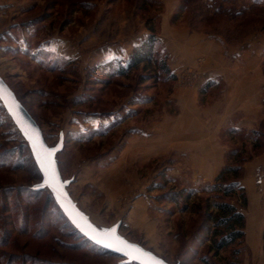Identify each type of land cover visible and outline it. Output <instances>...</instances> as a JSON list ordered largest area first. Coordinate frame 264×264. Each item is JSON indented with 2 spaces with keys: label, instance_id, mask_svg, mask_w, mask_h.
Instances as JSON below:
<instances>
[{
  "label": "rangeland",
  "instance_id": "rangeland-1",
  "mask_svg": "<svg viewBox=\"0 0 264 264\" xmlns=\"http://www.w3.org/2000/svg\"><path fill=\"white\" fill-rule=\"evenodd\" d=\"M215 3L0 0V76L37 119L48 145H54L59 132L63 133V148L56 157L61 176L72 179L67 187L70 196L97 226L109 227L119 220L122 236L170 264H264V222L254 249L249 248L245 232L238 246L217 255L208 250V243L199 245L201 207L209 195L204 189L216 178L201 182L189 170L188 156L174 150L159 154L161 151L149 144L151 135L157 134L154 126L169 131L168 118L177 115L168 98L177 77L173 74L168 78L159 63L139 66L128 76L105 84L97 83L100 76L91 73L93 67L110 59L125 63L150 27L161 43L157 46L158 61L164 57L167 60L159 38L165 25L221 38L232 45L264 42L263 0H235L236 11L244 14H219L207 22V17L214 14ZM255 66L264 73V56ZM192 71H185L189 80L190 75L194 77ZM180 79L183 83L184 78ZM1 106L0 102V151L12 156L7 158V166L0 167V205L3 193L15 201L17 189L32 187L41 180L37 168L28 162L30 151L25 139ZM140 131L150 137L136 140L138 134L134 133ZM233 132L221 140L225 146L223 167L235 164L240 156L242 176L238 182L242 186L245 166L258 159L261 167L253 168L250 178H262L264 188V118L252 130ZM144 141L145 145L141 144ZM180 190L193 194L177 204L163 197L164 193ZM48 193L44 190L25 204L27 234L17 235L20 212H12L5 219L13 227L0 222V231H9L14 240V245L3 251L34 257L38 250L43 259L69 264H115L122 260L92 254L91 246L66 226L52 204L48 205ZM19 203L24 206L25 202L19 198ZM231 203L244 215L247 201L243 206L236 193ZM1 216L5 213L0 210ZM41 230L46 231L44 237L34 238L32 233ZM73 243H78L79 249L66 247ZM234 249L239 253L234 254Z\"/></svg>",
  "mask_w": 264,
  "mask_h": 264
},
{
  "label": "crops",
  "instance_id": "crops-1",
  "mask_svg": "<svg viewBox=\"0 0 264 264\" xmlns=\"http://www.w3.org/2000/svg\"><path fill=\"white\" fill-rule=\"evenodd\" d=\"M165 26L159 38L167 52V66L177 77L168 97L177 115L168 118L169 131L154 126L157 134L151 135L149 144L156 146L159 154L174 150L188 156L192 175L197 174L199 178H195L201 182H213L224 165L223 136L252 130L264 118V73L255 66L263 59L264 42L232 45L204 33ZM187 69H193V79L190 75L189 80ZM134 135L136 140L150 137L146 131ZM257 160L245 166L241 179L247 201L244 232L251 249L257 247L264 222L262 178H250L253 168L260 166Z\"/></svg>",
  "mask_w": 264,
  "mask_h": 264
},
{
  "label": "trees",
  "instance_id": "trees-1",
  "mask_svg": "<svg viewBox=\"0 0 264 264\" xmlns=\"http://www.w3.org/2000/svg\"><path fill=\"white\" fill-rule=\"evenodd\" d=\"M215 1V0H214ZM264 1V0H263ZM220 2V3H219ZM235 0H216L214 5V14L212 16L207 17L208 19L205 21H210L214 19V16H218L219 14H233L232 16L244 14L243 11H236ZM230 4V7H225ZM264 4V3H263ZM184 8V7H183ZM212 8V7H210ZM235 16V17H236ZM203 17H201L202 19ZM233 18V17H232ZM200 19V20H201ZM204 19L200 21L203 23ZM227 41V40H226ZM228 42V41H227ZM160 41L157 39L154 29L152 27L149 28L148 35L141 41L137 46H135L128 57L127 61L124 63L121 59H110L103 64L97 65L92 68L91 73L97 74L98 80L97 83L100 84L108 83L111 79L117 77H126L132 70L137 69L139 66L146 65H154L159 63L161 65V70L166 74H168V78L173 77V74L170 72L165 57L158 61L157 46H160ZM158 61V62H157ZM57 64V63H55ZM56 66V65H55ZM100 78V79H99ZM15 93V91L13 90ZM16 97L17 94L15 93ZM18 98V97H17ZM21 102V100L18 98ZM22 103V102H21ZM2 105V104H1ZM22 105L26 108V106L22 103ZM3 110L4 107L1 106ZM27 109V108H26ZM29 112V110L27 109ZM32 118L40 127L44 140L46 141V136L41 128V125L37 121V119L29 112ZM238 131V130H235ZM255 131H252L254 134ZM257 142V141H255ZM47 143V142H46ZM30 151V150H29ZM12 156L11 153L7 151H0V167L7 166V158ZM57 157V154H56ZM243 158V157H242ZM28 162L33 164L36 168V164L34 159L29 152L27 157ZM57 159V158H56ZM242 161L241 157L236 158L235 164L225 165L220 171L219 175L216 177L215 181L212 184H207L204 191H206L209 195L203 199L202 207H201V223L199 225L200 232L198 233L197 242L199 245L202 243H208V250L212 251L214 255H217L219 252L227 250L235 245H239L244 237V225L245 219L243 213L233 204L231 203V198L238 193V197L241 199L243 206L246 204V196L243 187L239 184L238 180L242 176ZM38 170V168H37ZM39 171V170H38ZM40 173V172H39ZM41 175V174H40ZM47 190L36 189L33 187H27L23 189H17L15 195L17 199L15 201H11L10 194L6 192L3 193L1 200L2 205H0V210L5 213V217L1 216L0 222L2 224H7L10 227H13V223L10 221L5 222V219L12 215V212H20L18 215L20 216L21 224L20 229L18 230L17 235H25L28 231V220L27 214L25 212L26 203L32 202V200L40 194L42 191ZM185 190L180 191H169L168 193H164L163 197H167L168 201L171 203H180L181 201H187L192 196V191L184 192ZM19 198L24 203V206H21L19 203ZM184 198V199H182ZM18 200V201H17ZM46 202L52 204L60 213L61 217L64 219L66 226L72 230L76 236H78L83 242L88 243L91 246V253L94 255H105L110 257H119L118 255L109 252L105 249L97 247L95 244L84 238L68 221L65 215L62 213L55 200L53 199L51 193L47 194ZM200 206V205H199ZM46 213L45 216H47ZM45 220V217H44ZM44 230V229H43ZM37 231L32 233L33 237L42 238L46 234V231ZM71 234V233H69ZM262 237L264 239V230ZM14 240L11 239V235L9 231L2 230L0 231V261L1 264H69L63 263L60 261H48L47 258L43 259L38 256L40 253L38 250L36 251L35 256L26 255L25 253H13L12 251H3L2 248L12 247L14 244ZM28 243H24L23 248ZM69 245V246H68ZM66 247L72 249H79L80 246L78 243L68 244ZM16 248V247H15ZM90 249V248H89ZM264 249V246H263ZM99 252V253H98ZM234 254L239 253V249H234ZM121 258V257H120ZM164 259V258H163ZM72 264V263H70ZM115 264H137L134 262L131 263H121L117 262Z\"/></svg>",
  "mask_w": 264,
  "mask_h": 264
},
{
  "label": "water",
  "instance_id": "water-1",
  "mask_svg": "<svg viewBox=\"0 0 264 264\" xmlns=\"http://www.w3.org/2000/svg\"><path fill=\"white\" fill-rule=\"evenodd\" d=\"M0 102L22 137L25 139L34 162L41 174V180L32 187L36 189H48L62 213L84 238L95 244L97 247L121 257V263L134 262L139 264L137 259H133L131 255L125 254L130 250L126 248L121 241H126L128 244L139 247L143 252L148 253L151 257L161 261L162 264H170L152 251L145 249L138 243L132 242L122 236L119 233V220L109 227H99L78 207L77 203L73 200L67 190L72 179L62 178L56 159V154L63 148V133L59 132L58 140L54 145H48L44 140L38 124L1 76ZM110 229L114 231L110 233ZM93 237H96V239H93ZM116 237H119L120 239L117 240ZM98 240H103L104 242L99 243L97 242ZM107 244H111L112 246H106Z\"/></svg>",
  "mask_w": 264,
  "mask_h": 264
},
{
  "label": "snow or ice",
  "instance_id": "snow-or-ice-1",
  "mask_svg": "<svg viewBox=\"0 0 264 264\" xmlns=\"http://www.w3.org/2000/svg\"><path fill=\"white\" fill-rule=\"evenodd\" d=\"M114 230L110 229L109 232H113ZM93 239H96V237H93ZM117 240H119V237H116ZM97 242L103 243V240H98ZM125 245L126 248H128L130 251L126 252V255H131L133 259H137L139 261V264H162L161 261L156 260L155 258L151 257L150 254L143 252L142 249L135 245H130L126 241H121ZM106 246L111 247V244H107Z\"/></svg>",
  "mask_w": 264,
  "mask_h": 264
}]
</instances>
